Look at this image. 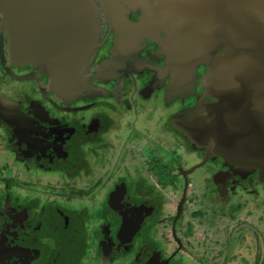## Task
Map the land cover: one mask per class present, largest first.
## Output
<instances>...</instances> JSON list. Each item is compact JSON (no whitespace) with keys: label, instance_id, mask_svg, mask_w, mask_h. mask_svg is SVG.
Returning <instances> with one entry per match:
<instances>
[{"label":"flooded vegetation","instance_id":"obj_1","mask_svg":"<svg viewBox=\"0 0 264 264\" xmlns=\"http://www.w3.org/2000/svg\"><path fill=\"white\" fill-rule=\"evenodd\" d=\"M89 1L93 8L98 5H103L102 7H106L107 9H109L107 5H110L113 10L121 8V11L116 12L118 17L115 19L116 26L121 28V32L115 34L114 31L111 34H108V32L103 34L102 43L99 46L102 61L98 69L104 71L103 75L107 76L113 68H118V59H120V62L130 60V55L134 58L130 60L132 66L129 64L130 67L124 68L127 76L132 74L129 71L139 69L136 65L137 62L144 66L148 65V72L140 80L141 83L138 89L143 102L152 97V100L149 101L151 104L144 106L146 113L144 120L141 122L145 126L154 118L155 113L159 110L160 107L158 108L157 106H163V109L167 106L170 107L172 109V113L169 116L170 119L177 114L186 112L183 110L190 111L193 108L197 109L199 114H202L206 123H214L213 125H217V127L218 124L226 126L231 122V126L238 125L236 131L227 130V136L225 137L229 139L231 145V147L227 146L229 149L231 148L234 153L237 151L236 148L241 150V154H243L241 160L238 157L229 155V149L219 150V153L225 158L231 157L240 161V165L225 159L224 161H216L214 164L210 160L208 166H211L212 175L214 171V169L212 171V166L215 168L216 166L223 165L217 172L219 173L217 181L223 188L222 197H219L218 200L222 198L221 202H223V206H226L222 214L230 222L233 217L237 216L239 223L244 227L255 229L259 226L261 227V222L264 220V151L257 149L260 146L256 142V139L260 133L258 129L251 126V122L256 121L261 124V120H264V0H235V2H229V0ZM167 3H177L181 7V12H187L188 6H192L194 9L192 12H197L194 14L200 21L195 25L189 21L190 24L187 23L185 29L187 30V28H192L193 26V32L199 31V37H204L210 42L215 38L212 48V44L208 43L210 48L207 56L210 57V60L207 61L205 68L200 73L199 84L203 87V91L202 89L196 91L195 86L191 88L194 81L193 75L197 70L196 61L183 60L184 68L175 70L174 64H176L177 56L173 53V57H168L169 59H167V55L162 49L161 42L165 39L166 34L160 35L159 28L155 26L154 16L158 12L157 10H160L162 5ZM215 6L220 9L218 20L210 18L208 15L209 10L211 8L213 10ZM181 14H178V18L186 19L184 14ZM213 21H216V23ZM141 22L142 24H140ZM9 29L8 18L5 17L0 5V102L3 106L2 115H0V131L6 129L5 131L10 134L13 130L15 132L10 135V140L5 143V151L10 152L9 154L11 155L3 163L6 166V169L4 166V170L8 174V177L7 175H0V181L6 182L3 187L0 184V264H88L87 261L90 257L95 258L93 249L96 250L97 255L94 259L95 262L99 260L98 253L100 252V248L99 240L96 237L97 234L95 235L94 233L99 226H97L96 222H92V235L80 242L78 238L80 231H76V227L74 228L70 220L71 217L73 219L79 216L75 208H84L82 201L75 196V200L71 203L73 207L67 206L70 212L65 210V208L63 209L59 204V202L63 203V198H60L63 188L60 187L62 189H58V185L55 188L51 187L53 189H49L46 184L48 181H59L61 172L51 170V166H32L30 168L28 157L34 156L43 160L49 159L46 161L47 164L68 166L66 167L69 170L67 172H71V170L76 168V165L73 167L74 164L78 162H81V164L77 166H85L87 164L88 158L86 154L88 152L92 155L96 153L100 154L103 148L110 145L109 134L112 132V127L116 125L113 117L116 118L120 115L119 104L122 105V114H125V116L127 114H141L142 111L136 109L131 112V106L133 103L136 104V101H133L135 100L133 99L129 104L124 102L127 98L123 97V93L119 91L120 84H117L118 80L113 84L114 91L112 92L116 97L114 99L107 97L111 91L105 87H101V91L105 96L103 99L95 96L94 92L91 96L96 97V99L89 101L87 98L90 96H88L83 102H79L75 106L69 105L71 101L62 104V102L55 98L41 96L45 95L47 90L53 88L51 80L47 78V73L44 74L43 69L39 68L38 62H36L35 66L37 67L35 68L24 69L22 66L26 62H29V59H39L42 64L43 62L37 53H31L24 59L22 65L20 64L21 61L17 63L19 59L14 57L10 50L11 34ZM181 33L182 29L180 28L178 36ZM251 43L258 45L256 50L249 46L252 45ZM108 44H110L109 48H112L113 45L118 48V57L115 60L116 63L113 65L109 63V58L105 57L111 54L109 50L107 52ZM199 44L200 41L196 46H199ZM94 46L95 44L91 45L90 52ZM179 49L182 55L187 50V46L182 43ZM95 51L96 49L91 53ZM249 52L251 61L246 54H249ZM258 55L259 58H257ZM221 56L223 57L221 58ZM239 57L242 58L240 64L244 63L247 67L242 66L233 70L232 68H228L233 60L239 63V60H237ZM214 62L216 64L217 62L223 63L224 68H221V65H217L214 68ZM149 63L151 64L149 65ZM215 69H220L223 75L219 81L213 80L210 82L212 84L216 83V87L219 89L217 94L211 95L210 91L205 87V78L209 72ZM155 71L163 74L162 79L158 77L160 83L157 87L155 86L156 84L153 85ZM170 71L172 72V76L169 75ZM47 72H49V69ZM147 73H149L148 76ZM165 74L169 76L166 77ZM43 75L45 78L39 79ZM236 77H238V81H236ZM34 78L38 80V84L26 81L28 79L31 81ZM240 81L242 85H240ZM32 87L36 90V95L33 99L26 98L25 92H29ZM36 87H39V90ZM247 88L250 91L254 89V93L249 92ZM67 89L65 88L64 91H67ZM22 93L23 95L20 97L23 98L24 96V101L19 108L17 104L20 100L19 95ZM67 94L69 95L71 92ZM43 101L46 103L42 104ZM23 104H26V107ZM178 107L180 109H177ZM69 110H76L77 115L73 113L67 114ZM53 111L60 116L52 114ZM131 117L133 118V116ZM159 118V120L162 119V122L165 121L166 116H164L163 111L162 115H159ZM39 120L42 122L38 126ZM242 128H244L241 132L242 139L239 141V133ZM141 132L143 131L140 129L139 131L133 130L129 132V138L133 135L145 141L151 140V138L147 135L144 136ZM237 132V138H231L233 133ZM220 133L222 132L219 129L217 134ZM73 134H76V140L74 139L71 142L69 140L73 138ZM225 137H220L217 139V142L219 143L220 141V144L224 143L227 140ZM174 139L179 146H182L181 137L177 136ZM85 144L87 145L85 146ZM99 148L101 150L97 152ZM240 150L236 152V156L239 155ZM254 151H257L256 155H254ZM172 153L175 154L177 159H181L178 149H173ZM195 153L199 154L197 151ZM204 155L202 161H207L208 155L206 153ZM34 167H37L43 173L41 175L35 174V177L28 178L29 174H26L25 171H32L31 169ZM86 170L88 171L89 168ZM246 170L252 172L246 173ZM261 172L263 173L261 174ZM208 173L209 169L206 168L205 170H200L197 175L191 174L190 176L193 179L191 184H194L197 176H207ZM234 176L237 177L233 178ZM81 177L83 178L84 174ZM184 179L187 183L191 182L188 175L187 181L186 178ZM76 181V179L67 180L66 185L70 186L69 183L71 182L76 184ZM18 182L20 186H18ZM231 182H234L233 184H236L234 186L238 187L236 190H239L238 198H234V194H231L230 189L227 188L231 185ZM98 185L100 186L101 184L98 183ZM32 187L35 188L33 189ZM2 188L3 190L7 188V196H4ZM86 189L87 191L90 190V188ZM121 192V190L116 189L112 194L110 193V204L113 208L112 210L115 212L114 214L119 222V226L116 231L117 235L107 233L108 230L106 232L107 241L105 243L108 248L105 253V263L114 258L118 245H121V247L130 246L131 244L129 243H134L136 239H139L136 245L131 246L133 250H136L138 246H142V251L146 248L144 240L147 239V236L141 239L135 237V235L139 233L143 234V227L147 223L146 220L149 219L148 214L144 218L140 229L133 237L136 238L134 239L135 241L133 238V241H122L119 237L121 220L118 205L124 198L120 194ZM117 194L122 199L119 202ZM212 194L214 195L215 192L213 191ZM92 201L97 206L99 197L97 199L95 197ZM254 203H256V206L253 205ZM257 203H262V206L257 207ZM120 206L122 209L130 207L124 204ZM94 208H92V211ZM201 213L200 211L195 212L197 215ZM93 214L96 217L98 216L97 211H93ZM190 228L192 229L191 223ZM80 229L83 230V226ZM173 232L176 235V231ZM243 236L242 241H240L243 247L239 246L243 251L248 249L246 246H255L252 238L251 242L247 239L248 236L245 234ZM159 238L161 237L157 232L152 237V241H155V244L158 246L162 244V247H159H164V249L168 250L166 241L160 243ZM143 242L144 244L142 245ZM180 242L182 243L183 241ZM180 242L178 241L177 248H174L175 254L176 252L179 254V250H181L180 254H182V250H185L183 249L185 245L183 243L180 244ZM129 248L127 247V249ZM76 249H78L77 252L74 251ZM121 250L125 251L123 248ZM86 252L87 255H85ZM150 252L152 255L144 261L145 264H175V262H170L169 259H165L163 256L161 259L159 257L160 254L157 255V251L154 248L150 249ZM73 253L79 254L81 257L80 261H78V256L76 257ZM115 258H118V256ZM241 261H243V264H247L245 256H243ZM135 262L138 264L137 261Z\"/></svg>","mask_w":264,"mask_h":264},{"label":"rangeland","instance_id":"obj_2","mask_svg":"<svg viewBox=\"0 0 264 264\" xmlns=\"http://www.w3.org/2000/svg\"><path fill=\"white\" fill-rule=\"evenodd\" d=\"M92 1L97 2L98 0ZM102 6H94L96 22L91 42L92 44H95L93 50L96 49V51L94 53H91L93 50L91 52L89 51L90 53L78 61V68H76L77 71L74 70L76 72L72 71L69 73V78L71 79L73 85V91H71L72 93L68 95L59 88H54L52 86V89L47 90L45 95L41 96L45 98H55L62 102V104L71 101V104L69 105L75 106L79 102H83V100L88 96H90L87 98L89 101L96 99V97L91 96L94 92L95 96L103 99L105 96L101 91V87H105L111 91L107 97L114 99L116 97L112 92L114 91L113 84L118 80L117 84H120L119 91L123 93V97L127 98L124 102L129 104L131 100L135 99L133 100L136 101V104L134 103V105L137 106L136 108L141 110L142 113H136L134 115L127 114V116H125V114H122V105L119 104L120 115L116 118L112 116L116 125H114L115 128H113L114 126L112 127V132L109 134L110 145L103 148L100 154L96 153L92 155L88 152L86 154L88 158L87 164L85 166H77L81 164V162L76 161L78 163L74 162L76 164L73 165V167L76 165V168L73 170L70 169L71 172H67L69 171L66 169L68 166H51V170L53 169L54 171L58 170L56 172H61L60 180H53L52 182L48 181L49 184L48 182L46 184L49 189H53L58 185V189L63 188L60 193V198H63V203L59 202V204L63 209L65 208V210H68L69 212L70 210L67 209V206H70L71 208L73 207L71 206V203L75 200V196L82 201L84 208H75L79 213V216L73 219L71 217L70 220V222L73 223L74 228L76 227V231H80L78 234L80 242L81 240L88 239L90 235H92V222H96L97 226H99L94 233L95 235L97 234V238H99L100 235L99 229H102L103 233H106L108 230L107 233L117 235L116 231L119 226V222L116 219L114 214L115 212L112 210L113 208L110 204V193L112 194L120 185L125 192L124 194H121L124 196L123 200H118H122L119 205L124 204L126 206H132L133 204L146 201L155 207V212L149 217L146 225L143 227V234L139 233L136 235L137 238L141 239L147 236V239L144 240L146 248L143 249V251L142 246H138L136 250H133V248L130 247L132 245H136V242L139 240L136 239L134 243H129L131 244L130 246L121 247V245H118L115 250L116 254L114 258L112 260L110 259L108 263H105V253L108 247L105 243V241H107V234H104L101 241L102 243L99 245V260L94 262L97 255L96 250L93 249L95 258L90 257L87 261L88 264H136L135 261H137L138 264H143L147 258L151 257L152 253L150 252V249L153 248L157 251V255L160 254L159 257L161 259L163 256L165 259H169L170 262H175V264H177V262L182 264L181 262L185 259V257L190 256L185 251L189 252V250H193L197 254H200L202 252L201 249H205L207 251L204 252L206 253L205 255L197 256L199 260L198 264H243V261H241L243 256L246 257L247 264H264V220L261 222V227L259 226L257 229L252 227L247 228L239 223L237 216L233 217L230 222L229 219L222 214V212L226 209V206H223L224 204L221 202L222 198L218 200L219 197H222L223 188L217 181L219 176V173L217 172L223 165L216 166L215 168L218 169L214 168L211 175V166H208V163L210 160L212 164L219 161V149L215 151L214 149H216L217 146H221V148L225 146L221 145L220 141L218 143V140L215 141V146L211 148L212 150H210L209 146H206L203 140L205 138L213 139V137H208L213 135H206V133H203L201 127L204 126L205 123L202 121V114H199L197 109L192 108L190 111L183 110L186 112L180 113L176 118L177 123L187 127L191 134H182V131L178 128H176V130L172 129L173 127L169 117L172 113V109L170 107L163 109V106H157L158 108L160 107L159 110L157 109L158 111L155 113L154 118H152L145 126V124L141 122L144 120L146 113L144 106L151 104L149 100H152V97H150L146 102H143V98L140 96L138 89L141 83L140 80L144 78L143 76H145L146 72H148V65L146 64L147 66H144L143 64L137 62L136 65L139 69L129 71V73L132 74L127 76V73L124 72V68H127L129 64L132 66L130 60L134 58L130 55V60L128 59L120 62V59H118V68H113L107 76L103 75L104 71L102 69H98L100 62L102 61L99 46L102 43L103 34L107 32L108 34H111L114 31L115 34L121 32V28L116 26L115 19L118 17V15H116V11L113 10L110 5H107L109 9ZM217 6L213 7V10L211 8L208 15L210 18L218 20L220 17V9ZM179 8L181 9V7ZM178 14L180 13L170 14L156 12V15L154 16L155 26L159 28L160 35H163V33L166 34L165 40L169 38L168 30L172 27V16ZM170 39L171 41H165V43L168 42L167 46H170V52L172 54V52H174L175 41H173L172 38ZM109 45L110 44H108L107 52L109 50L111 54H108L105 57H108L109 63L113 65L116 63L115 60L118 57V48L115 45H113L112 48H109ZM222 57L223 56H221V58ZM24 59L17 60V63H20L21 61L20 64L22 65ZM36 62L39 63L37 65H39V68L43 69L44 74L47 73V78L51 80L49 72H47L48 68L46 65L42 64L39 59H29V62H26L22 67L24 69L35 68L37 67L35 66ZM150 64L151 63H149V65ZM183 64L184 62L181 61V68H184ZM3 71L5 70L3 69ZM148 74L149 73H147V76ZM40 78L43 79L45 76L43 75L39 77V79ZM36 80L37 79L34 78L31 81H29V79L26 81L38 84V80ZM36 88L39 90V87ZM35 92L36 90L33 87L30 88L29 92H25L26 98L33 99L36 95ZM21 95H23V93L20 94L19 97ZM23 101L24 96L23 98L20 97V100L18 101L17 105L19 108ZM45 103V101L42 102V104ZM25 105L26 104H23V106ZM180 107L177 109H180ZM0 109V111H2V108ZM75 111L76 110H69L67 114L73 113L74 115H77ZM162 111L164 116H166L164 122L161 121L162 119L159 120V115H162ZM52 114L60 116L54 111ZM131 116H133V118ZM121 117L123 118L121 119ZM40 122L42 121L39 120L38 126ZM139 129L143 131L141 133L144 136L147 135L152 141L150 139H148L150 142L147 140L145 141L141 138H136L133 135L129 138L130 133L128 132H132L133 130L139 131ZM5 130L0 131V175H7L8 177V174L4 170L5 165L3 164L7 159H4L3 153H6L4 150L6 141L8 142L10 140V135L15 132L13 130L10 134ZM192 135L195 138L192 137ZM177 136L181 137L180 140H182V146H179L177 141H175L174 138ZM72 137L73 138L69 140L71 142L74 139L76 140V134H73ZM126 142L132 144V146H129L131 148H127ZM2 144H4V146H2ZM86 145L87 144H85V146ZM173 149H178L179 157H181V159L176 158L175 154L172 153ZM100 150L101 148H99L97 152ZM195 151L199 154H196ZM204 153L211 157L210 160L202 161L204 158L203 156H205ZM160 159L161 161H159ZM48 160L49 159H45V161ZM129 161L131 164L133 162L136 166H133V164L132 166H126ZM221 161H224V159L222 158ZM237 164L240 165V163ZM88 168L89 170L87 171L86 169ZM206 168L209 169L207 176H197V180L194 182L195 184H192L190 189L189 186L186 187L187 182H185L184 178H186L187 181V175L189 181H191L190 183H192L193 179L190 175H197L200 170H205ZM31 170L32 171H25L26 174H29V177H35V174L41 175L43 173L37 167H34ZM251 172L252 171H247L246 173ZM82 174H84L83 178L81 177ZM132 175H134V177H132ZM137 177H139L140 180H138ZM236 177L237 176H234L233 178ZM73 179L77 180L76 184L71 182L69 183L70 186H67V180L71 181ZM168 179L171 180L168 181ZM203 180H208L206 188L204 184H201ZM98 183L103 185V187H101V185L99 186ZM233 183L234 182H231V185L227 188H229L231 193L234 194V198H238L239 190L236 191L238 187H235L234 185L236 184ZM18 186H20L19 182ZM32 188L34 189L35 187ZM86 188H90V190L87 191ZM208 189L211 190L210 194L206 193V190ZM212 191H214V195L217 196H213ZM95 197L96 199L99 197L97 206L92 201ZM253 205L256 206V203ZM261 206L262 203H257V207ZM92 208H94L93 211L98 212L97 217L93 214ZM197 211L202 213L197 215L195 214ZM190 223L192 224V229L190 228ZM81 226H83V230L80 229ZM173 231H176V235L180 240L176 237ZM157 232L162 238H159L160 243H164L166 241V247L168 250L160 248L162 247V244H160L159 247L155 244V241H152V237H154ZM244 234L248 236V240L251 241L252 238V241L255 243V246H246L248 249L245 251L239 247L240 245L242 246L240 241H242ZM177 240L179 242L183 241L182 243L185 245V248H183L185 250H182V254H177V252L175 254L174 248H177ZM182 243L180 242V244ZM53 247L55 248L54 245ZM127 247L130 248L127 249ZM121 248L125 251L123 252ZM74 251L77 252L78 249ZM73 254H75L76 257L78 256V261H80L81 257L79 254ZM85 255H87V252ZM121 255H123L122 260L120 259L122 257ZM117 256L118 258H115ZM188 264H192V262L189 261Z\"/></svg>","mask_w":264,"mask_h":264},{"label":"water","instance_id":"obj_3","mask_svg":"<svg viewBox=\"0 0 264 264\" xmlns=\"http://www.w3.org/2000/svg\"><path fill=\"white\" fill-rule=\"evenodd\" d=\"M0 5L5 17L8 18L12 54L23 60L31 53H37L49 69L52 86L66 94L73 91L69 73L77 70L78 61L91 50L96 22V13L91 2L89 0H0ZM193 10L192 6H188V11L182 12L186 19L182 18L184 28L177 42L179 54H181L180 44H185L188 52L197 47L196 44L200 39L199 31L193 32V26L185 29L187 23L190 24L189 21L194 25L200 21L194 14L197 12L193 13ZM171 26L168 30L169 38L174 37L177 30L173 24ZM252 45L249 46L256 50L258 45ZM246 54L251 61L250 52ZM237 60L239 63L233 60L228 68L233 70L242 66L247 67L244 63L240 64L241 57ZM240 85H242L241 81ZM65 88H68L67 91H64ZM261 125L264 128V120H261ZM217 129L218 127L215 130ZM263 138L259 137L258 141H263ZM221 145L225 146V142ZM117 195V200L121 199L120 195ZM118 209L121 220L119 237L122 241H131L154 206L143 201L124 209L119 205Z\"/></svg>","mask_w":264,"mask_h":264},{"label":"crops","instance_id":"obj_4","mask_svg":"<svg viewBox=\"0 0 264 264\" xmlns=\"http://www.w3.org/2000/svg\"><path fill=\"white\" fill-rule=\"evenodd\" d=\"M121 8H117L115 11L116 12H118V11H121L120 10ZM158 12H164V13H170V14H173V13H182L181 11V9L179 8V5H177V3H175V4H164V5H162V7L160 8V10H157ZM186 12V11H185ZM183 14V13H182ZM181 14V15H182ZM122 19H124V17H122ZM172 24H173V26L177 29L176 31H175V34H174V37H172V39H173V41H175V44H174V52H172V54H171V52H170V46H167V43L168 42H166L165 43V39H163L162 40V42H161V45L163 46V51L166 53V55H167V59H169V58H172L173 57V53H175V56H177V61H176V64H174V68H175V70H178V69H180L181 68V61H183V60H186V59H188V60H191V61H196V68H197V70L194 72V75H193V78H194V81H193V84H192V86H191V88H193L194 86H195V89H196V91H198V90H200V89H202V91H203V87L202 86H200V84H199V81H200V73L203 71V69L205 68V65H206V63H207V61L208 60H210V57L209 56H207L208 55V50H209V44L208 43H211L212 45H211V48L213 47V45H214V41H215V38H213V40L210 42V41H208L206 38H200L199 39V41H200V44H199V46H197L195 49H193L192 51H188V52H184L182 55L181 54H179L178 53V51H177V44H176V42H178V33L180 32V28L181 29H183L184 28V24H183V21H182V19H181V17H179L178 18V15H174V16H172ZM213 22H215L216 23V21H213ZM212 22V23H213ZM141 24H142V22H141ZM166 41H171V39L170 38H168ZM197 53V55H196V53ZM192 54H194L193 56H190V55H192ZM169 57V58H168ZM220 60H222V59H220ZM223 62V61H222ZM201 64V65H200ZM217 65H221V68H224V66H223V63H221V62H217V64L214 62V68L217 66ZM213 68V69H214ZM199 69V70H198ZM156 72V74H155V77L153 78V80H154V82H153V85L154 84H156L155 86L157 87V85H159V78L160 79H162V76H163V74H159L157 71H155ZM168 74V73H167ZM167 74H165L166 75V77H168L169 75L170 76H172V72L170 71V73H169V75H167ZM223 75V72L220 70V69H215V70H213V71H211V72H209L208 74H207V76H206V78H205V87L210 91V93H211V95H213V94H217L218 92H219V89L216 87V83L215 84H212V83H210L211 81H213V80H218L219 81V79L221 78V76ZM159 77V78H158ZM237 78V77H236ZM235 78V79H236ZM236 81H238V78H237V80ZM151 85H152V82H151ZM249 89V88H248ZM249 92H253L254 93V89H252V91H250L249 90ZM148 100H149V98H148ZM151 100V99H150ZM149 100V101H150ZM214 105H216V104H214ZM214 105H212V106H214ZM3 106H2V104H1V102H0V108H2ZM137 106H135L134 105V103H133V105L131 106V112H133V110H136L137 108H136ZM155 107H156V105H155ZM168 107V106H167ZM166 108V107H165ZM164 108V109H165ZM1 110V109H0ZM0 115H2V111H0ZM178 115L179 114H177L175 117L173 116V118H171L170 120H171V123H172V129L173 130H176V128H178V129H180L181 131H182V134H184V133H186V134H191V132L188 130V128L187 127H185V126H183L182 124H179V123H177V121H176V118L178 117ZM174 120H175V123H174ZM202 121H204V117H203V120ZM204 123H205V125L204 126H202L201 127V129L203 130V133H206V135H208V134H212L213 136H208V137H213V139H204L203 141L205 142V144H206V146L208 147H210V150H212L211 148H213L214 146H215V141H217V139H219L220 137L221 138H223V137H225V136H227L226 135V131L227 130H229V129H231L232 131H236V127L238 126V125H236V126H231L230 124H232V122L231 123H228L226 126L225 125H221V124H218V129L217 130H215L216 129V127H217V125H213L214 123H211V124H209V123H206L205 121H204ZM251 126L253 127V128H256V129H258L259 130V133H260V135L257 137V143L259 144V148H257L258 150H260V151H264V138H263V141H258L259 139V137H264V128H263V126L260 124V122H256V121H252L251 122ZM260 126H261V128H260ZM219 129L221 130V132L222 133H220V134H217V131H219ZM240 130V129H239ZM244 130V128H242L241 130H240V133H239V141H241V139H242V135H241V132ZM129 133V132H128ZM237 134H238V132L237 133H233V135L231 136V138H237ZM222 135V136H221ZM192 137H194L193 135H192ZM195 138V137H194ZM227 137H225V139H226ZM225 143L227 144L225 147H223V148H221V146L219 147V146H217L216 147V149H214V151L215 150H227V149H229L228 147H231V145H230V142H229V139L227 138V140L225 141ZM131 143H129V142H127L126 143V146H127V148H131V147H129V146H132V144L130 145ZM228 146V147H227ZM221 148V149H220ZM237 149V151L238 150H240V149H238V148H236ZM4 150H5V148H4ZM218 150V151H219ZM257 150V151H258ZM236 151V152H237ZM257 151H254V155H256V153H257ZM228 152H229V155H231V156H233V157H238V159L239 160H241V158H242V155L243 154H241V150H240V153H239V155L238 156H236V152L234 153L233 152V150H231V148L228 150ZM247 152V151H246ZM245 152V153H246ZM10 153V152H9ZM7 151H6V153L4 154L3 153V155H4V159H7L6 157H8L10 154H9ZM234 154V155H233ZM11 156V155H10ZM219 158H220V160L219 161H221L222 160V158L225 160H227V161H229V162H235V163H241L240 161H237V160H235L234 158H231V157H228V158H225L222 154H220L219 153ZM29 158V160H30V163H29V166H30V168L32 167V166H54V165H52L51 163H48L47 164V162L45 161V160H43V159H41V158H38V157H34V156H29L28 157ZM208 160H210V157L208 156V159H207V161ZM255 160H256V158H255ZM254 160V161H255ZM258 162V161H257ZM259 163V162H258ZM132 164H133V166H136L133 162H132ZM132 164L130 163V161H129V163L128 164H126V166H132ZM209 164V163H208ZM243 164V163H242ZM241 164V165H242ZM244 165V164H243ZM30 168H28L29 170H30ZM213 169H214V166H212V171H213ZM263 173V172H262ZM210 174H211V171H210ZM27 177H29V176H27ZM132 177H134V175H132ZM137 179L138 180H140L139 179V177H137ZM136 179V180H137ZM207 181L208 180H203L202 181V183L201 184H204L205 185V188H206V186H207ZM0 184H1V187H3L5 184H6V182H3V181H0ZM195 184V183H194ZM193 184V185H194ZM197 184H199V183H197ZM189 186V189H190V186H192V184L190 183V182H188V183H186V187H188ZM196 186V185H195ZM118 190H121L122 191V193L125 191L124 189H122L121 188V185L117 188ZM2 190H3V188H2ZM4 191V196H7V190L6 189H4L3 190ZM213 192V191H212ZM206 193H208V194H210L211 193V190L210 189H208V190H206ZM232 194V193H231ZM198 195V194H197ZM214 196V195H213ZM215 198V197H214ZM153 206V205H152ZM155 212V207H154V209H153V211L150 213V214H148L149 215V217L151 216V215H153V213ZM153 217H155V216H153ZM147 221V220H146ZM101 226H102V224H101ZM100 226V227H101ZM100 231V235H99V238H98V240H99V245L101 244V241H102V239H103V236H104V234H106V233H103V230L101 229V230H99ZM137 235V234H136ZM136 235H135V237H136ZM134 239H136V238H133V240ZM132 240V241H133ZM135 241V240H134ZM252 242V241H251ZM254 242V241H253ZM131 247V246H130ZM164 248V247H163ZM201 251L204 253L205 251H207V250H205V249H201ZM181 252V251H180ZM180 252H179V254H180ZM200 253V254H197L195 251H193V250H189V252L187 251V254L188 255H190V256H186V258L181 262L182 264H186V262L188 261H191L192 262V264H198V262H199V260H198V258H197V256H199V255H205L206 253ZM122 257L120 258L121 260L123 259V255H121ZM179 258V257H178ZM197 258V259H196ZM180 259V258H179ZM185 261V262H184ZM188 262H187V264H188ZM145 264V263H144ZM177 264H179V262H177Z\"/></svg>","mask_w":264,"mask_h":264},{"label":"trees","instance_id":"obj_5","mask_svg":"<svg viewBox=\"0 0 264 264\" xmlns=\"http://www.w3.org/2000/svg\"><path fill=\"white\" fill-rule=\"evenodd\" d=\"M77 71V70H76ZM76 71H74V72H76ZM127 143V142H126ZM171 179H168V181H170ZM185 262V261H184Z\"/></svg>","mask_w":264,"mask_h":264}]
</instances>
